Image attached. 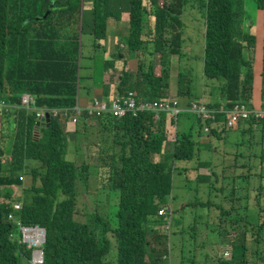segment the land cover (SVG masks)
<instances>
[{
    "label": "trees",
    "instance_id": "1",
    "mask_svg": "<svg viewBox=\"0 0 264 264\" xmlns=\"http://www.w3.org/2000/svg\"><path fill=\"white\" fill-rule=\"evenodd\" d=\"M253 1L264 12V0ZM86 3L92 12L91 28L87 32L92 39V53L88 55L82 42ZM188 9L199 12L204 21L203 76L218 82L219 98L211 105H223L227 110L235 103L252 107L255 36L245 27L243 0H0V101L22 105L25 102L22 94H30L35 96L38 107L70 110L78 104L81 89L90 96L93 88H100L101 97L107 101L129 91L135 93L137 100L166 98L170 56L179 54L185 26L182 18ZM124 15L129 27L127 52L123 54L119 49L101 62L103 78L97 83L91 69L99 66L96 51L103 49L108 40V21L120 22ZM262 48L261 109L264 110V38ZM157 54L158 64L154 61ZM88 59L94 63L82 64V60ZM132 59L136 60L135 71L127 68ZM119 61L121 68L117 67ZM109 69H112L110 74H118L117 79L112 75L105 79ZM178 95L182 92L178 91ZM180 115L177 116L180 119L192 117L199 128L195 133L191 126L180 130L177 122L170 150L163 152L167 141L165 113L159 114L158 119L150 112H138L136 116L128 113L120 119L109 114L95 117L82 113L74 129L67 131L62 116L36 128L33 114L21 109L2 111L0 264H31V252L20 242L15 221L8 219L10 214L24 226L44 229L41 264H171L168 258L177 239L183 248L185 241L196 239L197 229L178 228L183 226L181 213L189 203L171 206L173 174L179 168L176 163L193 162L191 169L196 171V176L191 182L197 187L202 177L198 172L204 166L199 155L210 146L201 141L204 132L200 122L188 113ZM224 115L218 116L219 122L225 120ZM241 124L247 126L244 133L251 134H255V127L263 126L258 142L254 143L257 150L253 149V143L248 144L254 153L246 158L247 162L239 161L241 155H232L219 172L213 165L205 176L211 183L214 178L213 189L222 195L224 209L218 224L221 228L218 240L231 238V256L218 257L215 251L222 243L220 240V244L199 246L195 240L188 255L180 250L178 264H197L199 250L204 246L216 254L213 264H264V174L261 172L264 120L251 119L238 125ZM229 132L222 125L220 132L212 129L208 135L220 140L221 133ZM86 134L91 135L89 141L98 147L96 168L107 173L100 179V185L118 193V211L112 224L109 216L97 212L93 219L82 220L81 214L76 217L80 213L77 185L80 182L88 186L90 166L86 160L77 166L66 158L68 137L74 136L76 142L77 136L86 137ZM79 149L77 145L75 152ZM154 156L159 160L155 161ZM30 162L36 166L29 165ZM23 176L29 177L30 184L21 188L22 196L15 198L12 187L20 186ZM2 186L7 189L1 190ZM15 203L21 205L19 211L14 210ZM163 206L170 210L166 213L169 219L158 215ZM175 213L180 215L172 224ZM158 225L168 228L158 230ZM171 235L175 238L171 239ZM112 247L116 256L109 260ZM209 251L201 253L205 262L212 260Z\"/></svg>",
    "mask_w": 264,
    "mask_h": 264
},
{
    "label": "rangeland",
    "instance_id": "2",
    "mask_svg": "<svg viewBox=\"0 0 264 264\" xmlns=\"http://www.w3.org/2000/svg\"><path fill=\"white\" fill-rule=\"evenodd\" d=\"M159 1L161 2L162 0ZM243 2L245 3L247 10H250L248 8L250 5H254L255 7V3L253 0H243ZM89 8H90V4L86 3L84 10L85 33L83 34L82 37L83 51L86 55L92 53V46H91L92 39L90 37V34L89 33L87 34L88 30L91 28V16H92V12L91 10H89ZM198 13L193 9H188L187 12L184 14L182 21L185 24V26L183 28L184 33L182 37L183 40H182L181 48L178 51L179 54L170 56L172 65L170 68V80H169V89H168L169 98L176 99L178 102L181 101L185 103L186 106L190 100H197L205 103L207 102L210 103L209 97L211 96L212 92L216 91V85H218L217 81L206 79L203 76L204 21L201 15ZM128 30L129 27H128L127 15H124L122 21L120 22H115L114 20L108 21V27H107L108 40L104 43L103 49L96 51L97 57H99V62H98L99 66L97 68H91L94 69L95 71L97 83H100V81L103 78L101 62L110 59L113 54H117L119 52V49L123 54L127 52L126 38L128 36ZM100 44L102 46L103 42H101ZM254 53H255V57H253L252 71L254 70L257 62L258 63L260 62L259 58L257 57V53L255 49H254ZM262 56H263V48L261 49V53H260V57ZM159 60H160V55L157 54L154 57V61L158 64ZM82 61H83L82 64L86 62L89 65H92L94 63L93 60L90 61L89 59L87 61L85 60ZM135 65H136V60L134 61L132 67L135 68ZM120 66H121V61H119L117 67L121 68ZM156 70L158 73L159 72L158 65L156 66ZM111 71L112 69H109V73H107V75H112L114 79H117L118 74L115 73L110 74ZM261 88H263V85H261ZM178 91H181L182 95H178ZM203 91H205L206 94H204ZM92 98H98V99L102 98L100 88H93L90 96H86V92L83 89H81L78 95L79 106L84 107L85 100L90 99L91 101ZM167 117L172 120H175V117L173 116H167ZM187 119L190 120V126L193 128L192 131L195 133L199 128L198 123L194 121L192 117H187ZM173 122L174 121H172V123ZM0 123H1V118H0ZM240 123H245V122H240ZM65 126H67L68 130L75 127L73 125H66V124ZM172 127L174 126L172 125ZM246 128L247 126L245 124H241L238 125L236 128L231 129L229 133L225 134L226 136L225 144L221 140L216 141L217 139L213 137V140H215L216 144L213 145L212 150L217 149L218 154L217 153H214L213 155L212 153L210 154L212 145L207 147V151H203L206 150L203 148L201 150V152L202 151L203 152L202 153L200 152L201 155H199V157L204 162V166L202 168H205L207 170H201L200 172L207 171L209 173L210 167H212L213 165L215 166L216 171L219 172L222 167V164H224V162L225 163L229 162L230 158H232V155H237V156L241 155L238 156L239 161L240 162L244 160L246 161V158L249 157L250 154L252 155L254 153L252 152L253 151L252 146H249L248 144L253 143V149L257 150V146H255L254 143L258 142V133L257 134H251L250 132L244 133V130ZM91 134H94V132L92 131ZM202 134H203L202 136L206 137L209 133L204 132ZM90 136H91L90 134L89 135L86 134V137L77 136L76 142H74V136L71 135L68 137L69 143H68L66 158L70 161L75 162L77 166L81 164L82 160H86L90 166L88 173L89 174L88 186L85 187L80 182H78L77 185V191H78L77 209L79 210L80 213H78L76 217H78L79 214H81L84 215L81 218L82 220H87L90 219L91 217L93 219L94 214L97 212L99 215L103 217L109 216L110 222L112 224V220H115L114 216L118 211V204H117L118 193L114 191H110L108 189V186L100 185V181H101L100 179L104 178L107 173L103 169L96 168L98 167V162H97L98 147L96 144H93L91 141H89L91 140ZM166 138H167V142H171V141L173 142L174 131H171L169 133L166 130ZM97 141L98 140H96V142ZM201 141L202 143H207L209 139L203 140V138H201ZM74 144L75 147L79 145L81 149L75 152ZM221 150L225 151L228 154L225 156L223 154L220 155ZM153 159L155 161H158L159 157L158 159H155L154 156ZM209 162H211L212 164ZM192 163L193 162L188 163L184 161L177 162L176 165L179 168L173 174L174 200L172 201L171 206L174 207L178 205H183L182 204L183 202L184 204L189 203L186 209H184L182 213L180 212L181 214H184V219H183V226L180 225V227L178 228L181 229L184 226L197 227L196 239H195L197 246H199L200 244H209L214 242L220 244L221 241L222 243L220 244V247L217 248L215 252H217L218 257L229 259L232 251L230 250L231 238H228L225 241L223 238H219L220 241L218 240V232L221 230L218 224L221 221V209H224V203L221 201L222 195L220 192L213 189L212 185L214 182V178H212L213 182L211 183L210 178L205 176H202L203 178L200 177L199 185H197V187L195 186V183L191 182V180H193L194 177L196 176V171L191 169L193 168ZM208 163L210 164V166H206ZM181 169H187V171H181ZM261 172L262 174H264V170ZM204 178L206 179L204 180ZM21 182L22 184L20 186H16L14 188L12 187V189L16 190L14 196L15 198L22 196L23 189L21 188H25L29 186L30 184L29 177L23 176ZM6 189L7 188L3 186L1 187V190H6ZM252 203L253 201L251 202V205ZM180 213H175L172 216V221H171L172 224L178 219ZM159 216L165 217V219H169L168 215L164 216L159 214ZM225 219L226 218H224V220ZM156 228L160 230V229L168 228V226L158 225L156 226ZM173 228L176 229V227L174 226ZM207 229L211 232L209 233V235H207ZM17 230H18V226H17ZM174 238L175 236L171 235V239ZM191 240L192 242L195 241L193 239ZM185 242L186 244H184V236H183L182 245L184 244L185 246L181 248V244L177 239V243L175 244V247H172L168 258V261H170L171 264H178L180 260L179 253L181 249L185 255H188L187 251L191 249L190 244H192V242H187V241ZM224 242H226L227 245H225ZM205 251H209V248L207 246H204V249L199 250L200 253H198L197 264H213L212 261L215 262L216 254L210 251L208 253L212 254L211 257L212 260H210L209 262L204 261L201 253ZM225 252L228 255H225L224 254ZM115 256H116V249L112 247V251L107 258L109 260H114ZM166 260L167 259H165V261ZM256 264H261V263L256 262Z\"/></svg>",
    "mask_w": 264,
    "mask_h": 264
},
{
    "label": "built area",
    "instance_id": "3",
    "mask_svg": "<svg viewBox=\"0 0 264 264\" xmlns=\"http://www.w3.org/2000/svg\"><path fill=\"white\" fill-rule=\"evenodd\" d=\"M22 96L25 99L22 105H11L0 101V115L2 111L21 109L33 114L38 125L45 122V115L48 114L50 119L62 116L65 119L66 125L74 126L77 123V117L82 113L95 117H102L105 114H109L116 119H120L128 113L136 116L138 112L153 113L155 119H158L161 113L175 118L182 113H188L202 124L205 133H209L212 129L220 131L222 125L227 130H231L236 128L240 122H247L251 119L258 122L264 120V110L249 107L245 103H235L227 110L223 105L215 107L202 101L190 100L185 109H182L176 99L166 97L153 101L137 100L135 93L132 91L127 92L123 96H114L109 101L104 98H93L85 107H80L76 103L70 110L67 108L46 109L38 107L35 96L30 94H22ZM221 114H225V120L223 122L218 121V116ZM13 208L15 211H19L21 205L15 203ZM167 212L170 213V210L165 206L158 210V213L164 216L167 215ZM8 219L16 222L20 234V242L31 252V264H41L43 262L42 244L44 242L42 229L24 226L12 214L8 216ZM224 254L228 255L226 252Z\"/></svg>",
    "mask_w": 264,
    "mask_h": 264
},
{
    "label": "crops",
    "instance_id": "4",
    "mask_svg": "<svg viewBox=\"0 0 264 264\" xmlns=\"http://www.w3.org/2000/svg\"><path fill=\"white\" fill-rule=\"evenodd\" d=\"M244 6H245V3H244ZM253 7H254V5H250L248 7L250 10H247V7L245 6V12H246L245 27H247L249 32L255 36V50L257 53V57L259 58V61H260L259 62L260 64L257 62L256 66L253 70L254 71L253 72V91H252V100H251L252 107H254L256 109H260L261 108V93H262V88H261V85H262V83H261L262 57H260V53H261V49L263 47V38H264V12L257 9L256 5L254 8ZM254 57H255V53H254ZM133 63H134V59L130 60L128 63V69L130 71H135V69L132 67ZM105 76L108 77L107 73L105 74ZM216 91H217V87H216ZM216 91L212 92L211 96L209 97L210 104L214 103L219 98V96H217L218 93H216ZM203 93L206 94L205 91H203ZM167 96L169 97V94ZM89 101H90V99L89 100L86 99L84 102V104H85L84 106H86L89 103ZM207 103H209V102H207ZM179 106H180V108L185 109L186 104L179 101ZM167 116L168 115L165 116L164 125H165V131L167 130L169 133L171 131H174V135H175L176 128H177L176 127L177 122H178V129L180 128V130H187L190 127L189 119H187V117H185V116H182L181 119L175 118V120H172V119L168 118ZM172 121H175V122L172 123ZM172 125L174 127H172ZM262 128H263L262 125L258 128L255 127V129H254L255 134H257V133L259 134V131ZM73 129L74 128H72L70 130H73ZM66 130L70 131V130H68L67 126H66ZM217 132H220V131L217 130ZM221 135H222V137L220 136V140L225 144L226 143L225 133H221ZM204 139H209L208 143L210 146L212 145L211 150H210V154L211 153H212V155L214 153L218 154L217 149L212 150L213 145L216 144L215 140H213V137H208V135H207L206 137L203 136V140ZM263 139H264V134H263ZM220 140H216V141H220ZM171 143H172V141L171 142L166 141V143L163 146V152H169ZM203 151H207V149L203 150ZM201 153H200V155H201ZM221 154H223L225 156L226 152L221 150L220 155ZM8 159H9V157H7V160ZM155 159H158V156H155ZM29 165L34 166L35 164L30 162ZM201 170H207V169L201 167L199 169L198 174L200 173L201 176L208 175L207 171L200 172ZM16 186H18V185H13V188ZM13 191L15 192L16 190L13 189Z\"/></svg>",
    "mask_w": 264,
    "mask_h": 264
},
{
    "label": "water",
    "instance_id": "5",
    "mask_svg": "<svg viewBox=\"0 0 264 264\" xmlns=\"http://www.w3.org/2000/svg\"><path fill=\"white\" fill-rule=\"evenodd\" d=\"M47 14H48V12L46 13V15H47ZM44 17H45V16H44ZM49 123H50V117H49L48 114H46V115H45V122H44L43 124L37 125L36 128L41 127L42 125L47 126ZM42 231H43V233H44V238H43V240H45V231H44V229H42Z\"/></svg>",
    "mask_w": 264,
    "mask_h": 264
}]
</instances>
